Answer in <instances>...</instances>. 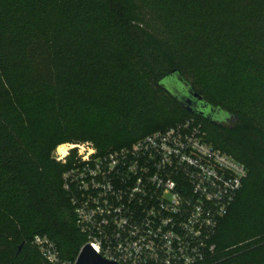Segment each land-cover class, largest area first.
Segmentation results:
<instances>
[{"label": "trees", "instance_id": "16d2710c", "mask_svg": "<svg viewBox=\"0 0 264 264\" xmlns=\"http://www.w3.org/2000/svg\"><path fill=\"white\" fill-rule=\"evenodd\" d=\"M174 72L221 121L164 88ZM191 118L249 170L215 259L264 264V0H0V264H51L36 235L70 261L86 242L59 145L105 154Z\"/></svg>", "mask_w": 264, "mask_h": 264}, {"label": "built area", "instance_id": "2783aa9c", "mask_svg": "<svg viewBox=\"0 0 264 264\" xmlns=\"http://www.w3.org/2000/svg\"><path fill=\"white\" fill-rule=\"evenodd\" d=\"M206 135L191 118L105 154L91 141L59 145L83 247L117 264H221L213 238L249 170ZM33 244L51 264H77L48 236Z\"/></svg>", "mask_w": 264, "mask_h": 264}, {"label": "water", "instance_id": "95a60500", "mask_svg": "<svg viewBox=\"0 0 264 264\" xmlns=\"http://www.w3.org/2000/svg\"><path fill=\"white\" fill-rule=\"evenodd\" d=\"M162 85L174 96H178L180 102L191 112H196L202 116L212 119L213 122L222 120L223 115L214 116L215 108L207 104L202 96H199L189 83L186 82L177 72H174L171 77L165 79ZM77 264H117L112 261L104 259L96 251H94L89 245L84 246L78 257Z\"/></svg>", "mask_w": 264, "mask_h": 264}, {"label": "rangeland", "instance_id": "374dc122", "mask_svg": "<svg viewBox=\"0 0 264 264\" xmlns=\"http://www.w3.org/2000/svg\"><path fill=\"white\" fill-rule=\"evenodd\" d=\"M65 143H69V142H65ZM65 143H63V144H65ZM63 144H61V145H63ZM52 156H53V153H52Z\"/></svg>", "mask_w": 264, "mask_h": 264}]
</instances>
